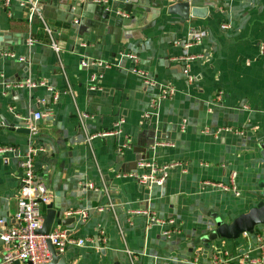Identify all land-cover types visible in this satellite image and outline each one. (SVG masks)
Here are the masks:
<instances>
[{"label": "crops", "instance_id": "0c3cea01", "mask_svg": "<svg viewBox=\"0 0 264 264\" xmlns=\"http://www.w3.org/2000/svg\"><path fill=\"white\" fill-rule=\"evenodd\" d=\"M178 1L110 0V9L91 0L0 1V54H15L0 57V146L14 149L0 154V235L18 209L21 155L35 147L36 173L60 218H74L53 228L89 239L67 246L68 264L258 255L252 234L214 233L219 218L232 222L262 200L264 0H189L208 10L188 20L169 12ZM27 78L35 85L15 86ZM142 160L180 165L163 185H143L131 177ZM232 172L240 195L205 184H228ZM144 211L160 222L148 223ZM4 251L0 239V261Z\"/></svg>", "mask_w": 264, "mask_h": 264}, {"label": "built area", "instance_id": "2783aa9c", "mask_svg": "<svg viewBox=\"0 0 264 264\" xmlns=\"http://www.w3.org/2000/svg\"><path fill=\"white\" fill-rule=\"evenodd\" d=\"M5 5H8L11 0H0ZM96 5L103 6L105 9H110V0H91ZM24 4V2H22ZM28 7L32 12L36 9V2L29 3ZM118 15L127 16V13L123 10L116 11ZM32 17V16H31ZM45 24V23H44ZM47 32L50 34V29L45 25ZM223 27H229L223 25ZM36 42L34 38H28L27 43L32 45ZM263 48V46H262ZM15 54L10 52H4L0 54V57H14ZM134 60H137L136 55H131ZM19 60L25 61L24 57H20ZM93 63L86 60L82 61V65L90 67ZM98 66L106 67L107 64L103 61L97 62ZM133 71L144 79L146 83H150L147 72L136 66ZM91 80H95V76H91ZM30 79H25L23 82L16 84V87H31L34 86ZM9 87V86H8ZM48 89L53 93L54 98H58L57 92H54V88L49 86ZM173 93V90L165 91V94ZM42 118V111L37 110L34 112V119L40 120ZM123 120L119 123L121 124ZM109 133V132H108ZM108 133H102L100 135H107ZM114 134L115 132L112 131ZM41 149L30 147L26 152L21 155L20 167V190L18 197V209L14 215V223L7 227L0 235V239L4 244L5 251L2 254L0 264H50L52 259L51 252L48 249L46 240L50 239L54 245L58 255H63L66 252L69 244H75L77 246H85L89 239L87 238H75L65 228H53L49 235L43 236L37 233V230L42 227L44 220V214L47 209V205L53 202L54 195L48 189L47 184L38 177L34 166L35 155ZM14 151L12 147L0 146V154ZM180 163L172 162L166 164H157L151 161H139L138 168L140 173L131 174V177L137 180L143 185H163L168 177V173L171 169L179 166ZM139 171V170H138ZM237 173L232 172L230 175V182L228 184L206 181V185L213 186L215 188L222 189L224 191H232L237 195H240V191L236 185ZM89 187L94 188L95 184L90 183ZM97 210L102 211V207H98ZM136 213H140L136 212ZM149 215L148 223L160 222V219L155 214H151L149 211L143 212ZM66 217H75L77 215H87L86 211L81 210H68ZM4 219H0V224L4 223ZM173 222V221H171ZM252 234L256 241V248L258 255L252 256L250 253H240L237 255H231L229 251H224L221 254H215L213 256L211 264H264V233L255 229L254 233H243L242 235L248 236ZM99 241L106 243V235L103 230L99 231ZM192 264H200L198 259L195 258Z\"/></svg>", "mask_w": 264, "mask_h": 264}, {"label": "water", "instance_id": "95a60500", "mask_svg": "<svg viewBox=\"0 0 264 264\" xmlns=\"http://www.w3.org/2000/svg\"><path fill=\"white\" fill-rule=\"evenodd\" d=\"M208 9L204 7L191 6L189 0H181L169 7V12L179 14L182 18L188 20L190 16L204 17ZM25 133H30V129H19ZM262 156L264 158V145L262 146ZM260 195L262 200L249 211L238 215L232 222H224L221 218L217 220V228L214 233V238L223 239H238L243 233H254L257 226L264 225V179L259 183ZM44 220L42 227L37 230L39 235L47 236L53 229V225L56 223L59 225H69L74 221V218H60V211L55 206L54 202L47 205L46 212L44 214ZM48 249L51 252L50 264H68L65 256L58 255L54 245L50 239L46 240ZM19 264V262H15ZM119 264V263H115Z\"/></svg>", "mask_w": 264, "mask_h": 264}, {"label": "rangeland", "instance_id": "374dc122", "mask_svg": "<svg viewBox=\"0 0 264 264\" xmlns=\"http://www.w3.org/2000/svg\"><path fill=\"white\" fill-rule=\"evenodd\" d=\"M260 226H257V228H259Z\"/></svg>", "mask_w": 264, "mask_h": 264}]
</instances>
